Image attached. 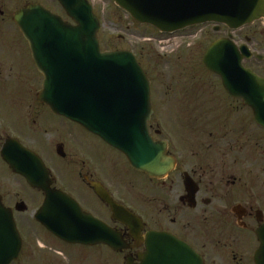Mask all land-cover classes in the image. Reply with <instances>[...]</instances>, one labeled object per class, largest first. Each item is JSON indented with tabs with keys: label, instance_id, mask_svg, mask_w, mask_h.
I'll return each mask as SVG.
<instances>
[{
	"label": "flooded vegetation",
	"instance_id": "flooded-vegetation-1",
	"mask_svg": "<svg viewBox=\"0 0 264 264\" xmlns=\"http://www.w3.org/2000/svg\"><path fill=\"white\" fill-rule=\"evenodd\" d=\"M33 5L59 14L43 0H0V264H264V122L251 105L264 120V94L234 97L207 69L221 86H169L163 103L152 87L149 134L171 166L162 178L137 171L39 101L45 78L15 22ZM216 25L191 30L183 51L203 62L219 40L235 43ZM250 25L262 42L244 37V66L264 78V19ZM8 142L42 160L36 186L3 159ZM10 161L27 155L11 151Z\"/></svg>",
	"mask_w": 264,
	"mask_h": 264
},
{
	"label": "water",
	"instance_id": "water-1",
	"mask_svg": "<svg viewBox=\"0 0 264 264\" xmlns=\"http://www.w3.org/2000/svg\"><path fill=\"white\" fill-rule=\"evenodd\" d=\"M58 1L76 25L41 6L27 8L15 17L45 77L40 101L123 153L134 169L163 177L170 161L165 147L153 143L148 132L153 109L146 72L130 51L102 52L100 21L87 0ZM114 1L137 23L165 34L207 23L238 31L264 18V0ZM243 58L235 44L222 40L204 59L207 69L222 78L226 90L242 98L258 93L256 87H264L263 79L243 68ZM254 109L259 118L261 109ZM14 150H22L27 161H10ZM25 151L10 142L3 156L14 171L36 186L42 181L44 165L39 157ZM48 198H54V194Z\"/></svg>",
	"mask_w": 264,
	"mask_h": 264
},
{
	"label": "rangeland",
	"instance_id": "rangeland-1",
	"mask_svg": "<svg viewBox=\"0 0 264 264\" xmlns=\"http://www.w3.org/2000/svg\"><path fill=\"white\" fill-rule=\"evenodd\" d=\"M91 1L96 13L101 18L102 30L99 38L102 50L132 51L153 80V90L155 96L157 95L158 102H164V92L169 86H221L218 78L205 72V67L202 65L203 55L199 50L194 51L188 48V51H183L186 44L195 41L196 38L190 37L192 33L181 34L171 39L157 40L161 37L153 28L135 23L127 13L116 6L114 0ZM43 2L59 14H63L59 5L53 3V0H43ZM258 27L260 25H254L242 32H236L234 40L242 45L246 43L244 37L249 36L262 42V37L254 34V30ZM150 38L154 40L151 41ZM262 45L264 44L262 43ZM258 53L264 55V50ZM160 107L162 105H159V114L164 117V111Z\"/></svg>",
	"mask_w": 264,
	"mask_h": 264
}]
</instances>
